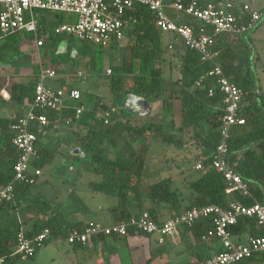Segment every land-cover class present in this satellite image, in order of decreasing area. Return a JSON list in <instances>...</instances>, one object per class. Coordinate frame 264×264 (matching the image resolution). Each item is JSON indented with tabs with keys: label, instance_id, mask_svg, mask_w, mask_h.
I'll return each mask as SVG.
<instances>
[{
	"label": "trees",
	"instance_id": "obj_1",
	"mask_svg": "<svg viewBox=\"0 0 264 264\" xmlns=\"http://www.w3.org/2000/svg\"><path fill=\"white\" fill-rule=\"evenodd\" d=\"M132 13L136 21L126 30L124 38L128 37L126 46L130 49L131 61L138 62L137 68H132L129 74L121 70L115 73L110 68L111 73L109 74L113 106L118 108L120 114L114 115L111 121L106 123L105 116H100L98 112L100 109L107 110L111 105L102 101L99 95L83 97L78 102L79 105H84L83 100L86 99L92 104L91 108L84 109L78 118L72 106L61 110H38V113H45L48 116L50 123L41 131L33 127L37 133V156L31 160L32 170L42 169L47 164L54 163L64 142H61L60 138L55 140L50 135V131H57L56 129L71 117L70 125H75L77 129L84 128L85 133L77 136L76 141L71 144L72 137L68 135L70 149H78L81 152L79 155L84 154L87 169L100 178L91 181L90 187L95 192L116 197V202L108 207L113 219L112 223L127 222L144 210H148L152 218L161 222L173 213L179 214L196 206L208 204L226 206L228 204V197L225 193L226 182L223 175L211 167L213 155L220 142L219 128L224 116L223 94L215 86L216 78L207 75L212 64L203 61L194 49L182 47L175 50L179 62L176 67V77H170V80L181 86L183 94L181 118L177 124L173 118H170L173 115L171 107L165 106L162 99L166 92L167 80L163 67L167 59L163 54L164 47L167 48L168 39L157 27L155 17L147 6L136 5ZM37 19L39 22L37 37L56 40L55 25L47 24L45 16ZM246 35L248 33L239 39H234L228 33L216 35L213 49L218 51L216 60L242 90L240 114L245 118V123L234 126L232 129L229 139L230 163L250 184L254 197L258 201H264V103L258 100L263 97V93L251 67L253 56L250 46L251 37ZM121 43L122 41H113L110 47L119 46ZM50 61L55 63L53 60ZM39 67L38 72H35L37 75L29 82H16L11 85L10 98L19 106L26 105L33 100L38 75L42 68ZM130 75L132 83L126 88L125 80ZM211 88H213V94H210ZM121 93L142 96L154 103L155 110L158 108L156 104H161V113L153 112L148 116L134 115L125 108V104H118L117 98ZM70 104L75 105L71 102ZM23 114L18 111L11 118H0V183L3 184L14 178L13 166L19 157V150L13 143L15 133L11 126ZM187 130H192V138L198 149L196 163H202V168L197 169L200 172L199 176L190 181L185 180V187L191 188L192 192L182 196L180 188L173 186V177L165 176L153 181L145 193L143 180L146 179L147 156L150 149L146 139L151 137L167 145L183 148ZM118 135H123L129 143L128 154L119 153ZM34 185L35 182L16 183L14 199L0 201V259L5 258L4 264L21 262L22 259L19 256H12L11 253L15 248L17 235L23 228V222L5 217L4 212L10 208L15 209L14 206H21L28 197L36 196L34 201L40 205L39 208H34L37 214L40 212L49 214L40 222L38 219L31 230L25 229L28 236H35L44 228H49L51 238L66 239L73 230H84L89 221H94L77 223L67 219L61 211L62 203L52 205L51 201L44 198L45 196L34 190ZM234 198L245 204H251L254 201L252 198H243L239 195H234ZM147 201L149 206L145 205ZM167 212L168 216H166ZM212 227L213 219L203 217L191 226L184 225L180 228L190 231L195 241H201ZM231 231L239 237L247 234L259 236L263 233L253 217L240 218L239 222L231 227ZM130 235L148 234L131 226L125 237ZM105 237L108 236L96 237L93 240ZM164 243L159 244L164 246ZM166 249L168 250L167 245L165 248H160L158 252L163 253ZM198 261L187 264H195ZM254 261V258H246L237 264H251Z\"/></svg>",
	"mask_w": 264,
	"mask_h": 264
},
{
	"label": "built area",
	"instance_id": "obj_2",
	"mask_svg": "<svg viewBox=\"0 0 264 264\" xmlns=\"http://www.w3.org/2000/svg\"><path fill=\"white\" fill-rule=\"evenodd\" d=\"M136 5L147 6L155 17L157 27L164 34H172L166 42L168 50L175 51L179 43L181 47L196 50L203 61L212 64L207 75L216 78L215 86L223 94L224 116L219 128L220 142L213 155L211 167L224 177L228 204L192 207L179 214L173 213L161 222L152 218L148 210L131 217L127 222L105 224L89 221L84 230H73L65 240L73 245H85L100 236L125 237L133 226L148 235L156 236L158 243H164L181 226H191L200 218L211 217L213 227L202 239H216L221 249L195 264H237L246 258L255 259L251 264H264V201H258L254 197L250 184L230 163L229 139L232 129L245 123V118L240 114L242 90L216 60L218 51L213 49L216 35L228 33L234 39H239L260 24L264 19V11L241 0H0V31L3 35L23 32L37 35V10L68 12L75 14L76 19L55 26V35H68L77 40L110 47L113 41H122L126 30L136 21L132 13ZM177 19L182 20L177 22ZM44 44L43 38L35 40L33 46L37 55ZM110 73L109 68L108 74ZM58 75L53 68H41L33 100L28 102L26 112L11 126L15 133L13 143L19 150V157L13 166L14 178L5 184L0 183V201L14 199L16 183H36V177L43 174L42 169L32 170L31 167V160L37 156V133L33 127L41 131L50 123L48 116L38 113V110H61L72 106L76 110L77 118L84 110V105L78 104L83 98L80 89L67 86L53 88L46 84L48 78ZM76 75L84 76V72L79 70ZM210 94H213V88L210 89ZM70 102L76 104L71 105ZM117 114L118 109L113 106L103 111L102 115L107 123ZM71 122L70 117L64 121V125H70ZM196 168H202V163H196ZM234 195L252 198L254 201L245 204L234 198ZM242 217L255 218L263 233L259 236L247 234L243 237L233 234L231 227ZM50 238L49 228H44L35 236H28L25 229L21 228L11 255L19 256L22 260L30 259ZM4 263L5 258L2 257L0 264Z\"/></svg>",
	"mask_w": 264,
	"mask_h": 264
},
{
	"label": "rangeland",
	"instance_id": "obj_3",
	"mask_svg": "<svg viewBox=\"0 0 264 264\" xmlns=\"http://www.w3.org/2000/svg\"><path fill=\"white\" fill-rule=\"evenodd\" d=\"M250 2L256 9L264 11V0H243ZM52 18H64V20L76 19L75 14H71L68 12H50ZM182 19H177V22H180ZM172 34H165L166 39ZM248 35L251 37L250 46L252 48L253 56L251 58V67L255 73L256 82L261 87V91L263 93V97L258 98L260 102L264 103V19L260 22V24L254 29L248 32ZM246 35V36H248ZM21 36V39H19ZM19 38L15 36V38L6 39L9 42L17 44L18 42L28 41L33 45L35 44L36 39L30 38V35L19 34ZM26 38V39H25ZM66 40V39H65ZM60 41L59 47L57 49V54H54L57 57H60L62 62L55 61V63L50 61L48 58L44 61H47L46 65H54V67L62 73V71L74 72L75 75H71L67 79H64V84L69 87H78L81 89L83 97L88 98V96H101L102 101L105 103H110V107H113V96L110 88V80L111 76L108 74V69L112 68L113 71L119 72L120 70L126 74H129L131 69H136L138 62H132L130 56V49L126 46L128 43V37L122 40V43L119 46L115 47H103L100 45L93 44L91 42H82L81 40H75V43H70L68 41ZM52 45H45L40 47V56L44 57V55H48L47 52L53 51L51 48ZM51 48V50H50ZM177 49H181V45L178 43L176 45ZM46 52V53H45ZM35 54H37L35 52ZM166 57V61L164 62V74L167 77L166 80V92H164L163 100L165 102V106L171 107L173 111V115L170 118H173L175 122L178 124L181 118L182 111V90L181 86L178 85L175 81L170 80V77H176V67L179 62V57L175 54V51L168 50L164 47V54ZM73 62H72V61ZM172 67V68H171ZM81 70L84 72V76H77V71ZM172 70V71H171ZM172 72V73H171ZM60 76V74H59ZM58 76V77H59ZM66 78V77H65ZM50 79V78H49ZM47 79L46 83L53 86H62V80L59 79L58 83L49 82ZM58 81V80H57ZM132 83L131 75L127 77L125 80V87L128 88ZM145 98L142 96H138L135 94L125 95L121 93L117 102L119 105L128 104V107L132 111H136L138 108H145L141 106H145L143 101ZM84 108L90 109L92 104L90 101L84 99ZM150 107L148 109H144L149 115L153 112L160 114L161 112V104H156L157 109L155 110L154 103L150 100ZM76 104L75 102H73ZM118 109V108H117ZM104 110L98 112L101 116ZM137 113V111H136ZM120 114V113H119ZM118 114V115H119ZM135 115V114H134ZM57 131H50V135L56 140L57 138L61 139V142H64L60 148V153H58L54 163L47 164L43 167V174L38 177L35 187V191L41 193V195L51 198L54 197L55 200L61 201L70 199L71 197V189H72V181L80 182L81 186L79 189H85L86 192L90 191L87 182L93 180H99L98 175L89 171L87 169V162L84 159V154L79 155L81 152L73 153L74 149H70L68 143V137H72L70 140V144L73 141H76L75 138L77 136H81L85 133L84 128L77 129L75 125H64L59 126ZM69 135V136H68ZM75 136V137H73ZM120 145L118 146V151L121 154H128L129 143L126 141V138L123 135H118ZM68 139V140H67ZM149 143V153L147 156V164H146V172L148 175L149 183L153 182L160 177L165 176H173L174 177V187L180 188L181 195L190 194L192 189L189 187H185L186 179L190 181L199 176L200 172L196 168V160L198 149L196 148L193 138H192V130H187L184 137V146L183 148H177L173 145H167L160 141H156L154 138L146 139ZM76 156H79L76 158ZM147 180V181H148ZM86 183V184H85ZM145 184L143 186V190L146 193V189L150 186V184ZM69 197V198H68ZM105 200L107 202H116V197L108 194H104ZM169 213H166L168 216ZM111 243L115 244H125L124 239L120 241H115L111 239ZM203 244L201 241H195V244ZM190 245V244H189ZM187 241H181L180 246L185 249V254L181 256V263H185L186 256H189V253L194 250L189 246ZM168 254L174 256V252L176 253L177 248H173L170 251V246L168 248ZM181 249V248H180ZM30 260H21L19 264H28ZM31 264H35L34 261H31Z\"/></svg>",
	"mask_w": 264,
	"mask_h": 264
},
{
	"label": "crops",
	"instance_id": "obj_4",
	"mask_svg": "<svg viewBox=\"0 0 264 264\" xmlns=\"http://www.w3.org/2000/svg\"><path fill=\"white\" fill-rule=\"evenodd\" d=\"M50 12L51 11H36V17L39 18L41 16H45L46 23L51 26H57L60 23L75 20L70 18L67 20H64V18H52ZM19 34H29L30 38L38 39V34L35 35L33 32L3 35L0 31V118H11L16 115L18 111L22 114L26 112L28 103L26 105L19 106L13 102L10 98V87L16 82H29L31 78L37 75L35 72H38V66H40L39 68H53L60 74V76L58 75L59 77L48 78L49 82L51 81L55 84L59 82V79L63 82L64 79L72 77L71 75H75L72 71H62V73H60L54 65L43 64L48 62L49 58L53 61L62 62L60 57L54 55L57 54L56 48L59 47L60 41L65 39V41H68L69 44L75 43L73 37L68 35H56V40H54V38H43L45 40L44 46L50 44L52 45L51 48L54 47L55 49L53 48V51L47 52L48 55L41 57L40 51H38V55L35 54L36 48H34L31 42L22 41L14 44L6 40L11 38L13 39L15 36L19 38ZM19 39H21V36ZM45 58H48V60L44 61ZM66 83L64 84L63 82L62 86L69 87ZM47 85L53 88L62 87H56L53 86V84ZM148 175L149 174L146 172V179L143 180V185L145 184V187L146 182L147 184L149 183ZM90 182L91 181L87 182V184L85 183L90 189V191L86 192L84 188L79 189V186H81L80 182L76 181L73 183L72 181L71 183L73 185L70 191V199L58 201L55 200L54 197L44 198L51 201L52 205L62 203L63 207L61 211L65 214L67 219L73 222L79 223L94 220L101 221L106 224H112L113 219L109 214L108 207L114 203L107 202L105 197H103L104 194L95 192L90 187ZM151 183L152 182L149 184ZM35 197V195H33V197H28V199L24 200V204L21 206H14L15 209H7V211L4 212V216L23 222V229L31 230L37 223L38 219L40 222V220L46 219L49 216L46 212H40L37 214V211L34 208H39L40 205L35 203ZM145 205L149 206V202L147 201ZM111 239H114L115 241H118L119 239L122 241L124 239L125 244L111 243ZM183 240L187 241L188 245L190 244L189 246L194 249L189 253V256L185 257V263H181L180 260L181 256L186 252L185 249L180 246L181 241ZM201 242L203 244H195V240L193 239L190 231L183 230L182 228H179V231L174 236H170L166 239L164 246L157 243L156 236L152 235H130L128 237L108 236L103 239L93 240L85 245H73L62 238H51L40 249H38L33 258L27 260H30L28 264H31V261H34L35 264H187L189 262L204 260L217 253L220 249V243L216 239H203ZM166 245L167 248L170 246V251H172L173 248H177L176 253L174 252V256L168 254L169 249H166L163 253L158 252L160 248H165Z\"/></svg>",
	"mask_w": 264,
	"mask_h": 264
},
{
	"label": "water",
	"instance_id": "obj_5",
	"mask_svg": "<svg viewBox=\"0 0 264 264\" xmlns=\"http://www.w3.org/2000/svg\"><path fill=\"white\" fill-rule=\"evenodd\" d=\"M144 100H146V99H144ZM129 104V103H128ZM128 104H125V108L127 109V110H129L132 114H135V115H137V116H148L149 115V113H147L146 111H144V109H148V107H150V102H148V100H146V101H143V104H145V106L143 105V106H141V107H145V108H143V109H141V108H138L136 111H137V113H136V111L134 112V111H132L129 107H128ZM79 151L77 150V149H74V152L73 153H78Z\"/></svg>",
	"mask_w": 264,
	"mask_h": 264
}]
</instances>
